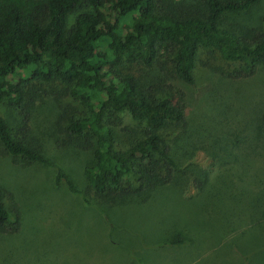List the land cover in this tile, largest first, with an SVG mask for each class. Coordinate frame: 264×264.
Wrapping results in <instances>:
<instances>
[{"label": "trees", "instance_id": "1", "mask_svg": "<svg viewBox=\"0 0 264 264\" xmlns=\"http://www.w3.org/2000/svg\"><path fill=\"white\" fill-rule=\"evenodd\" d=\"M258 1L181 6L173 0H0V103L19 121L14 130L0 115V153L53 167L56 185L103 212L148 202L156 190L177 182L174 140L183 139L189 122L184 99L172 86L165 90L162 78L147 86L140 68L159 64L167 78L195 85L199 67H212L205 54L217 52L239 65L233 78L252 76L264 65L263 26L223 23ZM67 96L82 108L64 102ZM47 98L55 103L56 147L92 157L84 169L87 191L78 187L65 161L55 162L31 136L39 102ZM125 111L148 128L123 148L115 115ZM202 176L194 177L199 190L210 181L208 171ZM5 191L0 186V233L12 235L23 218L16 206L7 207Z\"/></svg>", "mask_w": 264, "mask_h": 264}, {"label": "rangeland", "instance_id": "2", "mask_svg": "<svg viewBox=\"0 0 264 264\" xmlns=\"http://www.w3.org/2000/svg\"><path fill=\"white\" fill-rule=\"evenodd\" d=\"M173 1L182 6L200 0ZM224 22V27L264 28V0ZM213 56L205 54L212 67H199L195 85L167 78L159 64L140 68L147 86L162 78L165 90L172 86L184 99L189 122L188 133L174 140L177 182L156 190L146 203L103 212L56 185L53 167L0 153L5 202L23 218L19 232L0 233V264H264V137L256 134L264 133V65L252 76L233 78L239 65L217 52ZM64 102L82 108L69 96ZM39 104L31 136L55 162L65 161L78 187L87 191L84 169L91 155L57 148L51 129L55 103L47 98ZM0 115L17 130V114L5 102ZM115 116L121 122L115 128L120 147L142 138L148 128L128 111ZM204 170L210 181L199 190L194 177L203 179Z\"/></svg>", "mask_w": 264, "mask_h": 264}]
</instances>
